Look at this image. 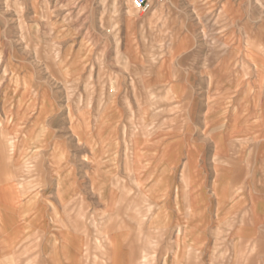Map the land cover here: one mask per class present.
<instances>
[{"label":"crops","instance_id":"crops-1","mask_svg":"<svg viewBox=\"0 0 264 264\" xmlns=\"http://www.w3.org/2000/svg\"><path fill=\"white\" fill-rule=\"evenodd\" d=\"M150 3L110 54L2 68L0 264H264V162L230 159L261 156L264 0ZM139 214L160 250L131 243Z\"/></svg>","mask_w":264,"mask_h":264},{"label":"rangeland","instance_id":"rangeland-1","mask_svg":"<svg viewBox=\"0 0 264 264\" xmlns=\"http://www.w3.org/2000/svg\"><path fill=\"white\" fill-rule=\"evenodd\" d=\"M134 9L132 0H0V84L3 82L2 68L5 63H11L10 59L18 58L19 54L25 55L32 61L36 58L42 64V69L56 70L61 68L60 63L65 61L68 53L79 43L90 46V53L97 52L99 48H106L110 54L113 47L121 46V27L128 20L140 21L144 16ZM70 46V47H69ZM8 75L7 72L4 73ZM60 81L64 77L57 73ZM59 92L64 98L65 86L61 82ZM249 148L248 141L232 142L229 149L235 152H246ZM257 148V146H256ZM254 148V149H256ZM253 149V148H252ZM260 157L244 156L230 158L234 162L235 169L243 165L249 168L253 162V168L257 160L264 162V141L258 146ZM243 161V164L237 160ZM252 168V169H253ZM253 169V170H254ZM247 171L243 176L248 175ZM235 180L237 172H235ZM244 178V179H245ZM264 184H261V187ZM145 215H138L137 236L132 240L135 244H147L148 241H157V244L148 245L149 249L160 250L165 239L159 235L154 237L146 230ZM128 222L123 221V225ZM88 237V249L91 256H99L98 250L102 243L104 232L102 222L91 221ZM101 226V227H100ZM99 234V235H98ZM144 248V247H143ZM31 253H28L29 255ZM32 255V254H31ZM137 255L139 258L141 254ZM140 255V256H139ZM167 254L162 251L148 253L150 264H162ZM42 259V258H41ZM41 261L40 259H36ZM44 258L42 259V261Z\"/></svg>","mask_w":264,"mask_h":264},{"label":"built area","instance_id":"built-area-1","mask_svg":"<svg viewBox=\"0 0 264 264\" xmlns=\"http://www.w3.org/2000/svg\"><path fill=\"white\" fill-rule=\"evenodd\" d=\"M159 3H163L167 0H156ZM132 4L135 10H137L139 13H147L151 10V3L150 0H132Z\"/></svg>","mask_w":264,"mask_h":264}]
</instances>
